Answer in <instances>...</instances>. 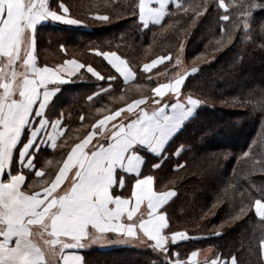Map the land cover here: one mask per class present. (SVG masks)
<instances>
[{
    "label": "trees",
    "instance_id": "trees-1",
    "mask_svg": "<svg viewBox=\"0 0 264 264\" xmlns=\"http://www.w3.org/2000/svg\"><path fill=\"white\" fill-rule=\"evenodd\" d=\"M177 1L178 5H169L160 24L148 27L139 21L138 0L47 1L53 10L62 2L70 18L80 24L37 25V65L58 64L46 62L43 53L63 61L71 57V49L76 55L73 59L92 66L103 79L82 70L60 85L45 116L52 120L61 117L65 131L55 149L35 153L34 163L43 171L41 177L51 179L67 152L89 131L94 108L111 107L112 98L132 85L124 84L107 61L96 55L97 50L116 52L127 62L136 75L133 84L146 88L144 95L135 97L139 99L149 96L159 83L155 73L172 75L174 57L183 45L184 64L198 71L187 77L182 92L201 103L160 155L137 147L144 158L141 175L153 176L156 190L176 193L161 208L171 231H185L190 237L169 244L168 255L178 252L184 260L191 252L210 247L221 259L235 256V264H264L259 248L264 224L251 209L236 218L242 203L248 205L247 198L241 201V193L253 200L264 199V32L260 28L264 0H255L254 8L249 5L248 38L236 29L231 42L226 32L233 25L220 20L224 9L219 8V0ZM206 2L210 11L200 7ZM224 3L234 17L237 0ZM100 15L109 19L102 21ZM164 56L171 62L144 71V64ZM109 76L115 79L110 82ZM26 136L24 132L22 141ZM244 152L249 156L244 157ZM23 172L27 178L23 187L29 192L38 189L34 173ZM132 180H126L125 191L130 190ZM79 252L83 264H166L150 245L81 248Z\"/></svg>",
    "mask_w": 264,
    "mask_h": 264
},
{
    "label": "snow or ice",
    "instance_id": "snow-or-ice-1",
    "mask_svg": "<svg viewBox=\"0 0 264 264\" xmlns=\"http://www.w3.org/2000/svg\"><path fill=\"white\" fill-rule=\"evenodd\" d=\"M169 2L139 0V21L144 27H148L150 19L160 24ZM249 5L256 7L255 0H237L232 8L236 15L232 17L224 0H219V8L224 9L220 20L233 25L226 32L229 42L236 29L248 38ZM200 7L210 11L207 2ZM44 18L69 25L80 24L79 20L70 18L69 9L62 2L53 10L48 7L47 0H0V264H83V258L75 249L109 232L136 236L137 228L148 241L154 242L150 246L163 255L166 264H183L178 252L168 255V245L190 237L185 231H171L165 213L158 211L176 193L154 190L153 176L148 175L135 180L128 196L117 191V187H124L125 180L123 176L117 179L116 173L118 170L137 172L140 160L137 145L159 147L164 129L174 119L171 112L165 111L162 103L165 98L177 101L168 106L173 110L201 103L182 92L185 80L198 68L176 71L167 83L151 89V97L133 99L124 108L96 120L93 130L67 152L54 178L45 180L41 191L29 192L22 187L25 183L23 169L35 170L37 177L44 175L36 170L35 152L40 144L55 149L57 138L63 133L60 119L45 116L46 102L51 95L49 88L58 82H67L84 67L75 59H66L54 67L37 65L34 28ZM100 19L107 21L109 18ZM260 28L264 32V22ZM96 55L102 56L124 81L133 75V70L116 52L97 50ZM163 60L171 62L168 56L160 57L159 61L154 59L144 64V71ZM180 64L178 56L175 67ZM87 71L103 79L92 66H88ZM114 79L108 77L110 82ZM25 129L27 139L21 143ZM18 145L20 170L14 174L11 161ZM243 156L248 157L249 152H244ZM66 180L71 183L62 188ZM240 198L242 202L247 198L248 205L242 203L236 218L247 215L251 209L264 224V199L253 200L244 193ZM144 203L147 213L133 220ZM124 217L129 223L122 222ZM259 248L264 257V236L259 240ZM234 262L235 256H232L230 260L216 259L211 264Z\"/></svg>",
    "mask_w": 264,
    "mask_h": 264
},
{
    "label": "crops",
    "instance_id": "crops-1",
    "mask_svg": "<svg viewBox=\"0 0 264 264\" xmlns=\"http://www.w3.org/2000/svg\"><path fill=\"white\" fill-rule=\"evenodd\" d=\"M48 1V0H47ZM179 2L177 0H170L169 4L166 5V8H165V14L167 12V9L169 7L170 4H175L177 5ZM138 4H139V0H138ZM153 6H156V5H153ZM165 16V15H164ZM139 18V16H138ZM164 18V17H163ZM163 18L161 19V21L163 20ZM46 22H52V23H62V22H59V21H55L51 18H44L42 20H40L36 25H39V24H43V23H46ZM161 23V22H160ZM150 24H155L151 19L148 21V25ZM143 25V24H142ZM35 29V28H34ZM119 56V55H118ZM123 59V58H121ZM0 60H2V58H0ZM159 61V60H158ZM164 61V60H163ZM163 61H160L158 62L155 66L161 64ZM79 62V61H78ZM80 63V62H79ZM151 62L147 63V64H150ZM62 64V63H61ZM82 64V63H81ZM127 64V62H126ZM57 65V64H56ZM128 65V64H127ZM55 66V65H54ZM53 66V67H54ZM129 66V65H128ZM155 66H153L151 69H149L148 71L152 70ZM87 66L84 65L83 68H81L78 72H76L75 75H77L78 73H80V71L82 70H85L87 71ZM22 71V70H21ZM92 74V73H91ZM118 74V73H117ZM74 75V76H75ZM119 75V74H118ZM74 76H72L71 78H73ZM135 72L133 71V75L131 77H129V80L128 81H124L122 77H120L123 81L124 84H133L134 81H135ZM97 77V76H95ZM70 78V79H71ZM67 79V77H66ZM70 79L67 81L69 82ZM169 81V80H168ZM67 82H58L52 86H50L49 88V91L51 92V95L49 97V100L46 102V108H45V111L46 109L48 108V105L51 103V101L53 100V98L57 95V93L59 92L60 90V85L62 84H65ZM161 83V82H160ZM158 83V84H160ZM158 84L156 86H158ZM155 86V87H156ZM153 95L152 91H151V94L148 96V97H151ZM162 103L166 106L165 107V111L166 112H171L172 115L174 116V119L168 124V126L164 129L163 133H162V140L160 142V145L158 148H154L153 145H149V144H145V145H137V147H143L145 148L147 151H149L150 153L154 154V155H160L165 146L167 145V143L170 141V139L178 132V130L182 127L183 123L188 120L193 112L190 110V108L188 109V107H186L187 105H183L181 109H175L173 110L172 108L168 107L170 105H174L175 103H177L176 100L172 99V98H165V100L162 101ZM198 106V105H197ZM152 106L149 105L148 108L150 109ZM196 108V107H195ZM194 108V109H195ZM55 119H60L61 120V124L63 126V133L65 131V126L63 124V119L61 117L59 118H55ZM53 119V120H55ZM112 122H110L111 124ZM27 133V129H25V131ZM63 133L57 138V142L58 140L60 139V137L63 135ZM24 134V133H23ZM23 134L20 138L21 140V143H23L22 141V137H23ZM28 135V133H27ZM27 139V136L25 138V140ZM81 141V140H80ZM79 141V142H80ZM77 142V143H79ZM94 142V141H93ZM50 143V142H49ZM74 146V145H73ZM19 147L20 145L17 146V150L13 153V156H12V161H11V170L12 172L15 174L16 171H19L20 170V164L18 162V151H19ZM42 148H48V149H52L50 146H46L45 144H40L39 146V149H42ZM71 150V149H70ZM69 150V151H70ZM37 152V151H36ZM35 152V153H36ZM139 153V152H138ZM139 157H140V160H139V166L137 168V172H133V173H124V172H121V171H117L116 173V177L117 179H119L120 176H123L124 177V180L126 182V180L129 178V177H133V180L131 181V184H130V190L129 191H125L124 190V187L123 188H120V187H117V191L119 192H122L124 193L125 195H128L130 196L131 195V186L134 184L135 180L137 178H144L145 176H148V175H141V171H142V167H143V164H144V158L143 156L139 153ZM62 166V163L60 164L59 167ZM59 167L57 169L56 172H58L59 170ZM23 170H27L29 171L28 169H23ZM36 170H40V169H36ZM42 171V170H40ZM31 172V171H30ZM34 173V176L38 179L37 181L39 182L40 184V187L36 190L33 189V191H36V192H39L41 191V187L44 183V181L46 180L45 177H37L35 175V170L32 171ZM43 173V171H42ZM23 174L25 175V181H26V174L23 172ZM54 178V176L52 177ZM51 178V179H52ZM71 181L70 180H66L64 182V184L61 185L62 188H66L70 185ZM23 187V186H22ZM153 187H154V179H153ZM154 190H156V188L154 187ZM158 191V190H156ZM171 191V190H170ZM163 206H161L162 208ZM161 208L158 209V211H161ZM141 213L143 214H146L147 213V205L146 203L142 204L141 207H140V210L136 213V215H134L133 217V220H136L137 216L141 215ZM122 222L123 223H129V221L127 220V217H124L122 218ZM138 223V221H137ZM137 235L136 236H133V237H127L125 236L123 233H112V232H109V233H105L103 234L102 236H100V238L102 240H109V239H112L116 242V245L112 246V245H108V246H105L104 248H110V247H115V246H121V245H135V246H148V245H152L154 244V242L152 241H148L146 237L143 236V233L139 231V229H135ZM36 239H39V237H36ZM81 248H77L75 249V251L77 252V254H79L81 257V253L79 252ZM45 251L47 252V250L45 249ZM192 253H195V255H192ZM60 255L59 253V250H57V253H56V257L58 258ZM189 257H191V259H189ZM83 258V257H82ZM216 259H219L221 261H223L224 259H221L210 247H206L204 249H199V250H195L193 252H191L187 258H185L183 261V264H205V262L207 261V264H211V262L213 260H216ZM230 260V259H229ZM235 264V262H234Z\"/></svg>",
    "mask_w": 264,
    "mask_h": 264
},
{
    "label": "rangeland",
    "instance_id": "rangeland-1",
    "mask_svg": "<svg viewBox=\"0 0 264 264\" xmlns=\"http://www.w3.org/2000/svg\"><path fill=\"white\" fill-rule=\"evenodd\" d=\"M103 16L104 15H100V16H97V17L100 18V17H103ZM178 51H179V53H177V55L174 57V61H173V64L174 65H172L173 72H172V75L171 76H167L168 74L166 75V73L165 72L162 73V71L160 73H155L156 74L155 76H157L156 78H157V80H158L159 83L160 82L161 83H167L168 80L172 76L175 75V72L176 71H183L184 69H188L187 66L184 64L182 48L180 47ZM74 53L75 52L73 50L69 49V56H71V57L70 58H66V59H73L72 56L75 55ZM43 55H45L44 60H46V62L48 61L49 63L58 62V64H61V63H63L66 60V59H64L63 61L57 60L56 58H53V56H52L51 53H47V54L43 53ZM178 56H179V58L181 60V64L178 67H175V65H176V59H177ZM159 58L160 57H157L155 59L156 60H159ZM164 61H166V60H164ZM81 62L82 61H80V63ZM52 65H48V66H52ZM84 65L88 67V65H86V64H84ZM21 70L22 69H18V71H21ZM157 74H159V75H157ZM145 90H146V88L143 87V86H138V85L132 84L130 87H128L125 90V92H124L123 95H121L119 97H116V98H112V106L111 107H108V106L105 105V106H102V107L94 108L93 113H92V117L90 118L89 131H92L93 130L92 129V125L95 124L96 120L102 119L103 116L108 115L111 111H114L116 109H119L117 107H120L121 105H123V107H121V108H124L126 106V104L127 103H130L133 99H135V97H137L139 95H144ZM186 107H188V109L190 108V110L193 111L194 108L197 107V105H195V106H189V105H187ZM97 109H100V111H97ZM80 136L81 135H79V137ZM82 139L83 138H81L80 140H82ZM228 143H229V141H226L225 144H228ZM108 245L114 246V245H116V242L114 240H112V239L102 240L100 237H98L97 239L89 240L86 244H84L82 247H79V248H93V247L104 248L105 246H108Z\"/></svg>",
    "mask_w": 264,
    "mask_h": 264
}]
</instances>
